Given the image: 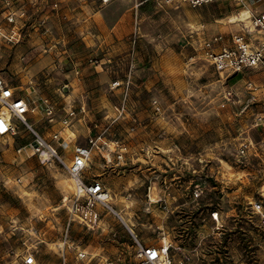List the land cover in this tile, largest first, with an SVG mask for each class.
Returning a JSON list of instances; mask_svg holds the SVG:
<instances>
[{
    "label": "rangeland",
    "instance_id": "374dc122",
    "mask_svg": "<svg viewBox=\"0 0 264 264\" xmlns=\"http://www.w3.org/2000/svg\"><path fill=\"white\" fill-rule=\"evenodd\" d=\"M37 1L0 0L3 23L8 13L20 8L24 13L21 43L10 47L0 41V75L33 107L49 98L59 114L66 104L85 109L75 122L74 140L62 146L51 141L59 126L46 123L40 111L29 115L35 131L66 164L75 144L86 145L96 135L94 123L105 112L108 122L119 115L123 85L131 82L128 112L105 135L106 142L119 139L129 147L126 161L118 164L113 155L95 150L87 169V177L108 190L111 207L128 227L102 205L86 198L76 202L74 183L61 161L35 154L33 134L16 121V134L0 137V264H24L30 255L36 264H136L135 239L146 246L164 241L179 246L191 258L187 264H264V227L252 206H264V128L251 131L264 118V89H250L247 74H220L203 58L188 61L192 31L208 34V18L201 13L207 7L84 0L102 6L99 17L111 23L138 5L133 10V62L132 55L105 57L95 28L83 19L91 10L69 20L56 17L65 2L56 7L54 0ZM40 55L58 57L61 68L55 60V69L35 72ZM164 56L172 60L164 63ZM96 62L110 69L112 83L120 86L111 90L112 83L101 84L82 103L65 97L68 70L77 63L99 67ZM154 101L162 107L160 115L154 114ZM249 133L260 146L240 162L239 148ZM200 182L207 188L194 201L192 192ZM212 211L220 214L218 224Z\"/></svg>",
    "mask_w": 264,
    "mask_h": 264
},
{
    "label": "built area",
    "instance_id": "2783aa9c",
    "mask_svg": "<svg viewBox=\"0 0 264 264\" xmlns=\"http://www.w3.org/2000/svg\"><path fill=\"white\" fill-rule=\"evenodd\" d=\"M8 1V0H7ZM109 0H105L108 2ZM221 0H163L165 4L179 6L187 5L192 9H198L207 5H214ZM243 10L247 14L248 27H245L246 34L243 32L232 35L230 40H225V37L219 35L211 40L200 39L197 32H192L187 46L193 51V54L188 57V61H195L203 58L209 62L215 70L220 74L239 75L248 71L259 69L264 63V40L260 41L258 45L248 40L246 36L249 33H259L264 35V13H255L247 9V5L252 2H259L260 0H240ZM264 1V0H261ZM241 12L238 16H241ZM237 16V17H238ZM24 17L22 12L19 16L13 13H8L5 22L0 21V41H3L10 47L19 45L22 41V29L19 27V21ZM238 24L245 25L246 22L237 19ZM197 39H195V37ZM195 39V40H194ZM102 66V63H97ZM79 65L75 64L74 68L79 69ZM134 65H131L129 74H132ZM131 82L127 81L123 85L124 97L120 108H118L119 115L110 122L106 121L107 125H101L98 122L94 123V130L96 135H90L87 138L86 145L75 144L72 157L69 164H66L61 156H59L57 149L54 148L42 135L35 131L33 125L29 122V115L38 111L43 115L46 123L52 127L59 126L60 129L53 132L51 141L59 143L60 146L67 143L68 140H74L75 133L73 131L75 122L79 120V116L85 112L83 107L80 110L74 107H65L64 115L59 118V108L57 103L49 98L41 100L40 109L36 106H31L26 100L16 96L15 89L9 86L0 75V137L15 135L17 131L16 121L22 123L34 136L32 142V149L35 154L45 156L47 152L50 156L61 161L70 179L74 183L75 201L78 202L81 198L91 200L97 205H102L104 209L115 213V210L110 205V193L104 185L96 179L87 177V169L93 152L96 150L100 153H108L113 155L118 164L126 161V155L129 153V147L119 139L106 142L105 135L110 128L117 124L121 118H124L128 112L129 92ZM120 86L119 82H113L110 89L114 90ZM251 89V84H248ZM153 110L155 115L162 113V107L157 101L153 102ZM7 110L11 114L10 120L7 118ZM107 120V118H106ZM264 128V118L258 119L256 124L251 129L256 133ZM135 128H131L133 132ZM72 140V141H73ZM262 142V141H261ZM260 146L254 136L249 133L248 137L244 139V143L239 148V158H246L252 149H257ZM46 157V156H45ZM112 160L108 161L109 163ZM207 184L205 182L197 183L193 189L192 197L194 201L201 199L204 196ZM254 210L260 216V225L264 227V206L260 202H255ZM212 220L218 224L220 222V214L217 211L211 212ZM137 248V262L136 264H187L190 257L179 246H174L169 242H163L159 246H146L135 239ZM80 258H85L86 254H79ZM24 264H36L35 257L30 255L24 259Z\"/></svg>",
    "mask_w": 264,
    "mask_h": 264
},
{
    "label": "crops",
    "instance_id": "0c3cea01",
    "mask_svg": "<svg viewBox=\"0 0 264 264\" xmlns=\"http://www.w3.org/2000/svg\"><path fill=\"white\" fill-rule=\"evenodd\" d=\"M79 1L80 2H78V0H54L53 5L56 7L60 3L63 4L65 2L64 5L60 7V11H61L60 14L57 15L56 17L58 16L62 18L67 17L69 20H72V19H75L76 16H79V15L87 14L88 16V13H86V10H91L90 16L85 17L83 19L87 23L88 22L91 23L89 25L95 28L94 34L98 39L99 47L100 48L102 47L104 50H107V54L105 55V57L125 55V57L130 58L132 55L133 59L131 61H133L135 58V54L133 55L134 49H133L132 41L134 39L133 35L136 31L133 10L138 5L135 7L133 6V7L127 8L125 12L119 14L114 20V22L111 23L110 21H107V19L103 20L102 16L99 17V15H102L103 13L102 6H100L99 8H96L93 2H84V0H79ZM36 2L38 3L37 0ZM240 2H241L240 0H221L220 2L214 5L203 6V7H207L205 10H201V13H203L206 16V18H208L207 20L208 23L205 25L208 26V30L211 33L214 32V30H217V31L215 34L213 33V35H210L209 31H207L208 34L205 33V36L202 31L200 32L192 31V32H197L199 34L200 39L211 40L221 35L225 37V40L227 41L230 40V37L232 35L239 34L241 32H243V34H246L244 26L248 27L249 26L248 22H246L245 25L238 24L236 21L233 23H230V20H231L230 18L237 17L238 14L241 12V10H243V7L241 6ZM2 4L3 2L0 3V6ZM1 8L2 10H4L5 7L2 5ZM246 8L250 9L251 11H254L255 13L257 12L264 13V1L260 0L259 2H255V3L251 1V4L247 5ZM22 12H23V9L20 8L18 9V11L17 10L13 11V14H16L17 16H19ZM71 12H73V16L70 15ZM6 13L8 12L6 11ZM135 21L137 22V20ZM61 23H62V19H61ZM226 24H237V26L231 27V25L226 26ZM231 30L232 31L235 30L236 32H232ZM202 33H203V37H201ZM191 36L193 35H190L188 38L190 39ZM246 36L248 37V40H250L252 43H255L256 45H258L260 41L264 40V35L259 34V33H249ZM194 37L195 39H197L196 36ZM34 55H37V53ZM180 55L184 56L185 54L180 53ZM23 56L24 54L19 55L20 58H22ZM188 57L189 55L186 58ZM57 58L58 57L53 58L51 55H46L45 57H42L41 55L39 57L37 56L36 59H38L39 62H37V64L33 66V69L35 70V72H41L44 68L48 66H51V68L55 69L56 67L54 65L55 60L58 61V65H60V68H61V64H60L61 61L59 62V58L58 59ZM171 58L172 56H164L162 60L164 63H166L172 60ZM198 60H195L194 62ZM78 65L80 66V64ZM109 72H110V69L103 67V66L96 67L94 65H85L75 70H72V67H71V69H69L68 72L66 73V76L69 81L67 84L64 85V87H62L65 97L67 98L76 97L79 99L80 103H82L86 98L90 97V94H93L91 92L93 91V88H96L97 86L104 84V83H107V85H110L112 83V80L110 79L111 76H109L110 74ZM244 74L248 75L249 80L248 82H246V84H251L252 89H255V91L264 89V63L259 69L254 70V71H248L246 73H243V75ZM239 76H241V74H239ZM66 86L68 87V90ZM68 105L69 104H66L65 107L66 106L68 107ZM98 110L99 111H96V113L102 112L101 110L103 109H98ZM63 115L64 113L59 114V118H61ZM104 115L105 116H103V120L106 121V118L109 117L108 116L109 112H105ZM135 116L136 114H134V116L132 117L133 120H135L136 118ZM41 117L43 118L42 114H41ZM103 120H100V124L104 126ZM149 131L150 130L147 131V134H149L148 133ZM162 145L160 144V146Z\"/></svg>",
    "mask_w": 264,
    "mask_h": 264
},
{
    "label": "bare ground",
    "instance_id": "6f19581e",
    "mask_svg": "<svg viewBox=\"0 0 264 264\" xmlns=\"http://www.w3.org/2000/svg\"><path fill=\"white\" fill-rule=\"evenodd\" d=\"M231 20H230V23H233V22H235V21H237V19H241V21H244V22H247V14L245 13V12H241V16L239 17H232V18H230ZM5 113H7V118L10 120V118H11V114H10V112H8L7 110H5ZM44 155L47 157V158H49L50 157V154H48L47 152H45L44 153ZM262 191H264V186L262 187ZM156 202V201H155ZM113 205V204H112ZM124 224H125V226H127L128 227V223H127V221H126V219L121 215V214H119L118 212H116L115 211V213H114ZM132 230V229H131ZM129 231V230H128ZM132 232V231H131Z\"/></svg>",
    "mask_w": 264,
    "mask_h": 264
}]
</instances>
